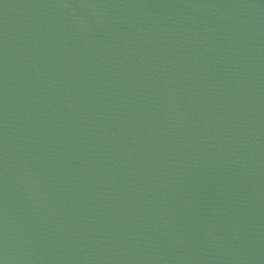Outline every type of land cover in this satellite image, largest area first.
Returning <instances> with one entry per match:
<instances>
[{"label":"water","instance_id":"obj_1","mask_svg":"<svg viewBox=\"0 0 264 264\" xmlns=\"http://www.w3.org/2000/svg\"><path fill=\"white\" fill-rule=\"evenodd\" d=\"M4 264H264V0H0Z\"/></svg>","mask_w":264,"mask_h":264},{"label":"snow or ice","instance_id":"obj_2","mask_svg":"<svg viewBox=\"0 0 264 264\" xmlns=\"http://www.w3.org/2000/svg\"><path fill=\"white\" fill-rule=\"evenodd\" d=\"M0 264H4L3 260H0Z\"/></svg>","mask_w":264,"mask_h":264}]
</instances>
